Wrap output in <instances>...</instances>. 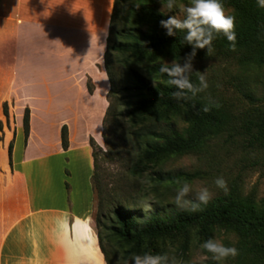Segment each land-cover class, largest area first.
<instances>
[{"label": "crops", "instance_id": "0c3cea01", "mask_svg": "<svg viewBox=\"0 0 264 264\" xmlns=\"http://www.w3.org/2000/svg\"><path fill=\"white\" fill-rule=\"evenodd\" d=\"M113 2L0 0V264H105L90 141L101 139L107 107ZM77 217L91 218L90 243Z\"/></svg>", "mask_w": 264, "mask_h": 264}, {"label": "trees", "instance_id": "16d2710c", "mask_svg": "<svg viewBox=\"0 0 264 264\" xmlns=\"http://www.w3.org/2000/svg\"><path fill=\"white\" fill-rule=\"evenodd\" d=\"M183 1L176 0V6ZM223 4L231 8L236 17L235 50H230L226 39L219 35L213 41L211 56L206 55V50L198 49L192 64L220 56L233 57L243 68H264V9L259 8L255 0H223ZM161 6L164 0H114L104 52V69L109 82L108 106L102 121L104 143L107 154L118 149L125 155L126 178L135 188L140 187L136 198H140V191L144 192L143 200L151 193H146L142 183H147L153 193L164 185L172 187L178 181L182 183L195 177L185 172L172 174L157 170L166 158L200 153L208 141L236 132L244 137L249 148L264 149V105L253 106L236 126L232 123L233 115L223 104L214 102L204 93L187 102L172 98L175 89L167 84L168 77L161 74L159 68L162 63L173 60L183 64L192 49L184 44L183 33L176 37L165 34L159 22L168 15ZM197 77L193 71L190 79L195 83ZM88 91L92 92L90 84ZM247 97L254 101L249 93ZM209 101L218 103L219 107L205 113L202 108ZM2 112L8 119L7 103L2 105ZM178 116L185 117V127L177 126ZM28 123L26 110L25 137ZM61 143L67 148L66 127L61 130ZM90 146L92 189L97 202L93 220L105 264H113L106 249L107 242H112L121 260L128 262L134 254H159L158 244L167 239L182 238L184 250L191 235L204 242L215 230L237 237L239 255L233 264H264V201L257 204L233 186L195 213L185 209L172 214L153 210L141 214L127 205H117L103 212V191L98 180V155L93 140Z\"/></svg>", "mask_w": 264, "mask_h": 264}, {"label": "rangeland", "instance_id": "374dc122", "mask_svg": "<svg viewBox=\"0 0 264 264\" xmlns=\"http://www.w3.org/2000/svg\"><path fill=\"white\" fill-rule=\"evenodd\" d=\"M190 3L191 0L178 3L173 9V13H168L165 6H161L160 9L168 16L176 14L182 17V6L190 5ZM224 8L226 14L235 16L231 8L225 6ZM192 71L195 73L205 72L209 88L203 93L214 102L223 104L224 108L233 115L232 123L236 126L241 123L243 117H246V113L253 106L264 105V68H243L237 64L233 57L219 56L193 63ZM248 93L254 101H250L247 97ZM175 122L179 128L187 125L184 116H178ZM95 144L99 165L98 180L103 191V212L117 205H127L130 209L141 214H147L151 210L160 214H172L175 211L185 210L178 208L173 202L177 184L172 187L164 185L152 193L151 188L147 187V183H142L141 186L146 187V193H151V196L143 200L141 196L144 192L140 191V194L138 193L140 198L138 196L136 198L140 187L135 188L126 178L125 155L118 149L107 154L108 149L104 143L103 129L101 130V139ZM156 169L163 173L194 174L195 177L188 181L192 185L193 192L201 186H207L213 192L212 199L225 194L213 183L217 177H223L227 181L228 191L231 187L236 186L243 196L252 198L255 203L260 204L264 201V149L249 148L244 137L238 132L231 135L224 134L208 141L200 153L166 158L159 163ZM96 209L97 202L95 200L94 213ZM211 238L220 239L226 245L237 247L238 239L230 232L215 230ZM201 243L203 241L191 235L188 245L183 250L184 240L182 238L167 239L158 244L159 254L166 253L172 264L217 263L210 258L205 259V256L210 257V254L202 252ZM105 245L113 264H127L121 260L119 251L112 242H107ZM235 259L228 258L223 264H233Z\"/></svg>", "mask_w": 264, "mask_h": 264}, {"label": "clouds", "instance_id": "9594fccd", "mask_svg": "<svg viewBox=\"0 0 264 264\" xmlns=\"http://www.w3.org/2000/svg\"><path fill=\"white\" fill-rule=\"evenodd\" d=\"M256 5L264 9V0H255ZM164 6L168 13H173L176 7V0H164ZM183 7L182 17L176 14L169 15L167 19H161L159 25L165 30V34L173 37L178 33H183V42L191 47V53L184 59V63L173 60L171 63H162L159 72L168 77L167 84L175 91L171 93L177 102H187L194 99L199 93L205 92L209 88V83L205 72L198 74L197 81L190 79L192 71V59L196 55V50H206V55L211 56L214 51L213 41L217 36L222 35L228 42L230 50H235L237 35L235 28V16L226 14L223 0H191L190 5ZM212 107H219L218 103L209 101L202 108L207 113ZM217 189L228 191L227 181L223 177L214 180ZM177 188L173 198L174 204L181 209H187L193 213L202 210V206H207L213 197V192L207 186H201L193 192L190 182H177ZM76 223L80 225L86 239L91 242L93 229L91 218H76ZM67 219L58 220V227H67ZM75 227V224L73 225ZM203 253L210 254L205 259L210 258L217 264H223L228 258L235 259L239 255V250L235 246L226 245L222 240L208 238L200 244ZM127 264H172L169 256L165 254H134Z\"/></svg>", "mask_w": 264, "mask_h": 264}]
</instances>
